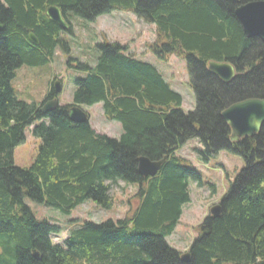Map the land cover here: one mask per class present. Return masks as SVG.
I'll use <instances>...</instances> for the list:
<instances>
[{
  "label": "trees",
  "instance_id": "trees-1",
  "mask_svg": "<svg viewBox=\"0 0 264 264\" xmlns=\"http://www.w3.org/2000/svg\"><path fill=\"white\" fill-rule=\"evenodd\" d=\"M51 6L61 9L70 33V15L95 21L113 10L154 25L153 53L187 62L195 110L185 113L183 97L156 67L136 59L128 44L109 42L99 45L95 66L68 57L69 67L86 73L74 82L72 105L41 113L58 97L54 83L41 105L21 100L12 86L16 71L51 62L59 44L70 51L61 39L64 31L46 16ZM0 26V264H264V125L258 135L236 143L222 118L237 102L264 99V44L245 36L232 0H0ZM210 62L230 63L240 75L223 83L209 72ZM98 103L109 121L121 124L119 139L98 134L89 122L70 121L71 107ZM30 128L40 144L31 166L20 168L14 152ZM193 139L204 146L199 152L206 161L229 151L246 166L223 196L222 214L198 227L185 262L166 238L190 202L189 181L208 185L178 155ZM142 157L168 158L155 177L144 179L138 172ZM121 183L137 186V205L130 204L127 216L73 225L63 244L52 237L65 228L38 221L26 204L70 214L92 201L109 210L111 191Z\"/></svg>",
  "mask_w": 264,
  "mask_h": 264
},
{
  "label": "rangeland",
  "instance_id": "rangeland-1",
  "mask_svg": "<svg viewBox=\"0 0 264 264\" xmlns=\"http://www.w3.org/2000/svg\"><path fill=\"white\" fill-rule=\"evenodd\" d=\"M72 25L71 33L64 31L61 39L68 43V52L59 44L51 62L37 66H22L16 71L12 86L17 96L28 103L41 105L53 88V83L60 82L62 92L58 95L60 106L74 103L75 80L85 77L86 73L69 67L68 57L79 59L95 66L101 54L99 45L104 42L128 44L130 53L139 61L149 63L156 67L163 75L170 87L183 97L182 109L185 113L194 111L197 105L196 96L190 82L191 76L187 62L183 57L170 55L168 60H161L152 51L151 46L157 40L156 27L138 19L132 12L113 10L98 17L95 21H87L72 14L69 16ZM70 29V26H69ZM74 107V106H73ZM72 108V107H71ZM80 108L89 115V124L98 134L119 139L122 135V126L119 122L109 121L104 115L103 104L92 106L81 105ZM31 129L25 132V142L19 145L14 152V163L20 168H29L33 163L40 141L33 138ZM199 151L204 146L199 140L186 142L178 155L184 158L188 166L202 175L205 184L198 187L189 181L190 202L182 208V216L174 233L166 238L170 247L177 251L187 253L194 240L199 236L198 227L210 215V209L218 205L237 175L246 166V162L229 151H221L208 161ZM215 185L216 194L211 196ZM137 186H126L121 183L115 186L111 194L114 197L113 207L104 210L92 201H86L74 209L70 214H64L56 208L26 200L32 213L38 221L47 220L55 225L64 227V231L53 236V241L63 244L68 237L69 228L85 221L103 223L109 220L124 219L132 205L137 201L133 196ZM132 200V201H130ZM131 204V205H130Z\"/></svg>",
  "mask_w": 264,
  "mask_h": 264
},
{
  "label": "water",
  "instance_id": "water-1",
  "mask_svg": "<svg viewBox=\"0 0 264 264\" xmlns=\"http://www.w3.org/2000/svg\"><path fill=\"white\" fill-rule=\"evenodd\" d=\"M235 6V17L240 23L245 36L249 39L257 38L264 44V0H257L247 4H241L239 0H232ZM46 16L56 23L63 31L69 30L60 8L51 6L46 10ZM2 27L0 26V31ZM29 40L34 45H39L38 38L31 33ZM210 73L217 76L221 82L230 83L235 78V69L228 63L210 62ZM54 92L59 95L62 92L60 82L55 83ZM59 106L57 99L45 103L40 109L41 113L48 114L55 111ZM70 121L74 124H85L88 121L86 113L79 107H72L69 111ZM222 118L231 130V141L239 142L246 138H252L259 134L264 125V99H249L236 103L222 112ZM168 157L161 161H151L142 157L138 162V172L144 178L155 177L166 163ZM222 214L220 204L210 209V217L218 218ZM190 253L182 255V260L190 261Z\"/></svg>",
  "mask_w": 264,
  "mask_h": 264
},
{
  "label": "flooded vegetation",
  "instance_id": "flooded-vegetation-1",
  "mask_svg": "<svg viewBox=\"0 0 264 264\" xmlns=\"http://www.w3.org/2000/svg\"><path fill=\"white\" fill-rule=\"evenodd\" d=\"M233 67H234V66H233ZM234 69H235V73H236V75H235V78H236V77L239 76L240 74L238 73V71L236 70L235 67H234ZM244 72L247 73V71H244ZM235 78H234V79H235ZM234 79H233V80H234ZM247 100H249V99H247ZM243 101H245V100H243ZM240 102H242V101H240ZM237 103H239V102H237ZM235 104H236V103H235ZM233 105H234V104H233ZM226 109H227V108H226ZM243 140H244V139H243ZM243 140H240V141H243ZM240 141H239V142H240Z\"/></svg>",
  "mask_w": 264,
  "mask_h": 264
},
{
  "label": "bare ground",
  "instance_id": "bare-ground-1",
  "mask_svg": "<svg viewBox=\"0 0 264 264\" xmlns=\"http://www.w3.org/2000/svg\"><path fill=\"white\" fill-rule=\"evenodd\" d=\"M66 22V21H65ZM228 64H230V63H228ZM231 65V64H230ZM257 100V99H256ZM87 115V117L89 116L88 114H86Z\"/></svg>",
  "mask_w": 264,
  "mask_h": 264
},
{
  "label": "crops",
  "instance_id": "crops-1",
  "mask_svg": "<svg viewBox=\"0 0 264 264\" xmlns=\"http://www.w3.org/2000/svg\"><path fill=\"white\" fill-rule=\"evenodd\" d=\"M91 125V124H90ZM93 128V127H92ZM94 129V128H93ZM95 130V129H94Z\"/></svg>",
  "mask_w": 264,
  "mask_h": 264
}]
</instances>
